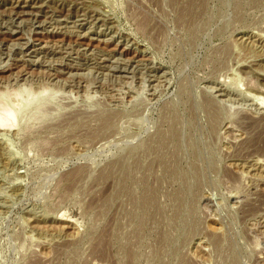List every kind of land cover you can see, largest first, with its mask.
I'll return each instance as SVG.
<instances>
[{
  "label": "rangeland",
  "instance_id": "1",
  "mask_svg": "<svg viewBox=\"0 0 264 264\" xmlns=\"http://www.w3.org/2000/svg\"><path fill=\"white\" fill-rule=\"evenodd\" d=\"M0 264H264V0H0Z\"/></svg>",
  "mask_w": 264,
  "mask_h": 264
},
{
  "label": "bare ground",
  "instance_id": "2",
  "mask_svg": "<svg viewBox=\"0 0 264 264\" xmlns=\"http://www.w3.org/2000/svg\"><path fill=\"white\" fill-rule=\"evenodd\" d=\"M257 98H258V96H257ZM261 100V99H260ZM4 117L1 119V124H2V126H6L7 124L8 125H10L11 123H13L15 120H16V113L14 114V111L12 110L11 111V109H9V110H5L4 109Z\"/></svg>",
  "mask_w": 264,
  "mask_h": 264
}]
</instances>
